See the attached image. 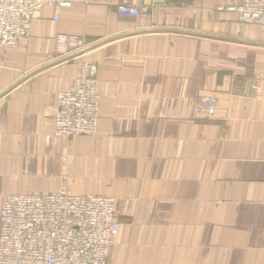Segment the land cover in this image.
<instances>
[{
	"label": "crops",
	"instance_id": "obj_1",
	"mask_svg": "<svg viewBox=\"0 0 264 264\" xmlns=\"http://www.w3.org/2000/svg\"><path fill=\"white\" fill-rule=\"evenodd\" d=\"M49 1L29 38L0 47V207L6 193L110 196L107 264H264V27L228 9L240 0ZM58 33L90 44L58 61ZM86 61L97 131L58 136L56 95Z\"/></svg>",
	"mask_w": 264,
	"mask_h": 264
},
{
	"label": "built area",
	"instance_id": "obj_2",
	"mask_svg": "<svg viewBox=\"0 0 264 264\" xmlns=\"http://www.w3.org/2000/svg\"><path fill=\"white\" fill-rule=\"evenodd\" d=\"M46 2L52 1L0 0V47H15L29 38L30 21ZM53 2L57 6L70 5L68 0ZM228 9L236 11L242 23L264 26V0H240ZM141 10L127 3L115 8L121 17H134ZM89 44L77 35L58 33L54 57L68 62ZM95 73V64L81 63L73 83L58 91L56 135L71 138L95 133L99 111ZM202 101L208 112L214 111L215 97L205 96ZM117 231L112 197L74 195L64 189L7 193L0 207V264H107Z\"/></svg>",
	"mask_w": 264,
	"mask_h": 264
},
{
	"label": "rangeland",
	"instance_id": "obj_3",
	"mask_svg": "<svg viewBox=\"0 0 264 264\" xmlns=\"http://www.w3.org/2000/svg\"><path fill=\"white\" fill-rule=\"evenodd\" d=\"M76 55H74L73 57H75ZM73 60V59H72ZM71 61V60H70ZM69 62V61H68ZM83 63H88V64H91V63H93V62H89V61H86V62H83ZM93 64H95V63H93ZM95 66H96V73H95V76H94V79H95V82H96V90H97V65L95 64ZM78 74V73H77ZM73 83V82H72ZM99 110V109H98ZM98 114H99V111H98ZM97 127H98V120H97ZM96 131H97V128H96ZM96 131H95V133H96ZM94 133V134H95ZM94 134H92V135H90V136H93ZM72 138V137H71Z\"/></svg>",
	"mask_w": 264,
	"mask_h": 264
},
{
	"label": "bare ground",
	"instance_id": "obj_4",
	"mask_svg": "<svg viewBox=\"0 0 264 264\" xmlns=\"http://www.w3.org/2000/svg\"><path fill=\"white\" fill-rule=\"evenodd\" d=\"M132 5V4H131ZM57 6V5H56ZM134 6H136V5H134ZM37 12V11H36ZM31 22V21H30ZM245 24V23H244ZM253 25H257V24H253ZM258 26H261V27H264V26H262V25H259L258 24ZM88 48V47H87ZM84 52V51H83ZM80 53H82V52H80ZM197 109V108H196ZM197 111H198V109H197ZM54 120H55V117H54ZM7 194V193H6ZM88 194H91V193H88ZM105 196V195H104ZM110 197V196H109ZM113 198V197H112ZM114 199V198H113ZM114 204H115V199H114Z\"/></svg>",
	"mask_w": 264,
	"mask_h": 264
}]
</instances>
